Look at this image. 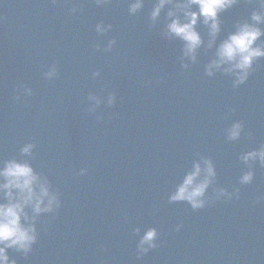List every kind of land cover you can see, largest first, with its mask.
Here are the masks:
<instances>
[{
  "label": "water",
  "instance_id": "95a60500",
  "mask_svg": "<svg viewBox=\"0 0 264 264\" xmlns=\"http://www.w3.org/2000/svg\"><path fill=\"white\" fill-rule=\"evenodd\" d=\"M131 2L0 0V164L28 161L61 200L39 217L32 250L9 249L10 259L264 264V165L241 159L264 146V57L242 84L223 71L206 74L236 24L254 23L252 12L264 9L259 0H239L222 12L211 47L201 20L204 42L193 61L166 34L171 5L153 21L158 0H142L135 13ZM256 43L264 47V36ZM53 65L56 75L48 78ZM237 122L241 134L231 140ZM26 143L35 145L31 155L20 152ZM205 159L216 171L205 206L171 202L185 174ZM249 171L252 182L241 183ZM220 188L231 196L216 199ZM149 228L158 246L137 258Z\"/></svg>",
  "mask_w": 264,
  "mask_h": 264
},
{
  "label": "clouds",
  "instance_id": "9594fccd",
  "mask_svg": "<svg viewBox=\"0 0 264 264\" xmlns=\"http://www.w3.org/2000/svg\"><path fill=\"white\" fill-rule=\"evenodd\" d=\"M238 2L239 0H158L151 11V19L155 21L161 10L166 5H171L167 11L166 34L182 41L184 56L195 61L197 50L204 42L197 31L198 23L202 20L207 26L211 37L208 46L211 47L221 31V13ZM259 2L261 9H264V0ZM142 6V0H132L129 11L135 13ZM251 20L254 23L238 22L236 30L221 41L216 49V58L207 65L208 76L214 75L215 71H223L233 74L237 85L247 80L253 63L264 57V47L256 43L264 36V30L258 26L264 23V10L253 11ZM97 31L103 32L105 29L98 24ZM114 43L115 41H110L108 47L111 48ZM184 67L187 68L188 65L185 64ZM56 72L57 69L53 65L45 75L51 78ZM25 91L31 95V89L26 88ZM89 98L100 102L95 96ZM16 99L19 100L20 97L17 96ZM112 99L109 98V103H112ZM242 127L239 122L232 124L228 129V138L238 139ZM34 147L33 143H26L20 152L22 155H31ZM241 159L245 163L259 160L264 165V146L245 152ZM202 163L203 167L201 162H195L193 169L185 174L182 182L170 194L171 202L187 201L194 210L205 206V193L214 183L216 171L211 160L205 159ZM85 171L82 169L81 174ZM253 175L251 171L246 172L240 178V182L251 183ZM222 195L231 196L223 188L215 190L216 199ZM60 207L59 193L52 191L46 176L37 173L26 160L16 158L4 160L0 164V264H16V261L9 257V249L29 253L38 238L36 224L39 217L44 213L55 212ZM180 227L181 225H177L176 230L178 231ZM136 232L138 233L139 229H136ZM157 236L155 228H149L144 233L137 245V258L158 246Z\"/></svg>",
  "mask_w": 264,
  "mask_h": 264
}]
</instances>
